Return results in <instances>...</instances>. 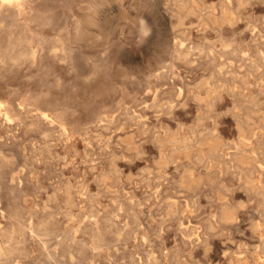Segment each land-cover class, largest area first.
<instances>
[{
  "label": "clouds",
  "instance_id": "obj_1",
  "mask_svg": "<svg viewBox=\"0 0 264 264\" xmlns=\"http://www.w3.org/2000/svg\"><path fill=\"white\" fill-rule=\"evenodd\" d=\"M128 2L0 37V264H264V0Z\"/></svg>",
  "mask_w": 264,
  "mask_h": 264
},
{
  "label": "rangeland",
  "instance_id": "obj_2",
  "mask_svg": "<svg viewBox=\"0 0 264 264\" xmlns=\"http://www.w3.org/2000/svg\"><path fill=\"white\" fill-rule=\"evenodd\" d=\"M109 4L111 7H108ZM94 6H98L96 12L99 14L104 25L108 27L116 24L117 21L123 22V17L126 15L123 9L129 7V2L125 0V3L121 5L118 3V0H94ZM2 16V18L0 17V23L3 22L4 24H11L12 26L6 27L3 23L0 24V37L7 35L9 31L15 30L20 23V20H16L13 12L7 9H5Z\"/></svg>",
  "mask_w": 264,
  "mask_h": 264
},
{
  "label": "bare ground",
  "instance_id": "obj_3",
  "mask_svg": "<svg viewBox=\"0 0 264 264\" xmlns=\"http://www.w3.org/2000/svg\"><path fill=\"white\" fill-rule=\"evenodd\" d=\"M26 3L27 0H0V17L1 18L3 17L2 15L3 12L5 11V8L2 5L7 4L8 5L7 10L13 12V15L15 16L16 20H20L25 16ZM3 25H5L6 27L12 26L11 24H4V23Z\"/></svg>",
  "mask_w": 264,
  "mask_h": 264
}]
</instances>
